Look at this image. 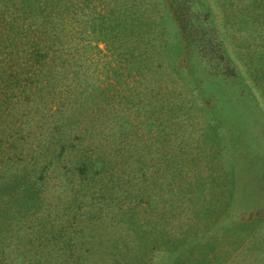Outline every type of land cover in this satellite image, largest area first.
I'll return each mask as SVG.
<instances>
[{
  "label": "rangeland",
  "instance_id": "1",
  "mask_svg": "<svg viewBox=\"0 0 264 264\" xmlns=\"http://www.w3.org/2000/svg\"><path fill=\"white\" fill-rule=\"evenodd\" d=\"M29 1L62 57L32 72L39 114L8 118L0 264H264V0ZM126 162L141 197L106 209L105 170Z\"/></svg>",
  "mask_w": 264,
  "mask_h": 264
},
{
  "label": "trees",
  "instance_id": "2",
  "mask_svg": "<svg viewBox=\"0 0 264 264\" xmlns=\"http://www.w3.org/2000/svg\"><path fill=\"white\" fill-rule=\"evenodd\" d=\"M7 1L9 2L8 11L10 12L13 11L14 13H17L20 17L23 16V19L15 20L17 17L14 16V13H13L10 15L13 17L12 20L11 19L7 21L0 20V25H2V27H0V64H2V66L0 65V75H1L0 77L7 78V81L5 85H3L2 87L3 89L1 90L2 91L1 96L3 98L0 104V147H2L3 143H5L6 146H3L4 150H6V148H10L11 150L17 151L15 150L16 147L14 148V145H15L13 144L14 142L11 140L17 139L18 136L16 135V133L18 132V129L13 127L14 123L12 124L8 121L10 118H12L11 116L12 114H10V112L18 108L20 111H17L18 113L17 119H21V118L26 119L29 116H31L32 113H34L33 117L39 114L38 106L34 105L37 103V101L34 100V96L38 94L37 93L38 91H35L36 90L35 86H37L39 82H35V80L32 78V72L33 74H35L34 70L38 67H41L44 69V67L47 65V59L49 58L48 57L49 52L54 54L52 55V59H51L53 61L60 60L62 56L61 54L55 53V51L59 49L58 44L56 42L50 41V32L52 30H50V28L46 24H43L39 22L38 20H28V16L27 18H25L26 16L24 15L26 13L29 15L28 12L30 11V9L27 12V10H23L22 8L24 9L28 8V6L30 5V7H32L33 9V6L31 5V1L29 0H7ZM263 12H264V9H263ZM13 32H15L14 36H10L9 34H7L9 36L6 37L5 35L6 33H13ZM16 42L18 43L19 48L23 50V51L21 50L23 52L21 55H18L16 53L12 54L11 52L14 49ZM4 49L7 51H4ZM63 63L65 64L64 60H63ZM13 65H16L14 71H16L17 77H18V74L20 73L24 75V76L19 77V82L18 80L17 81L14 80V82L11 81L10 79L12 78L10 77V75H7L8 71L12 69L11 67H13ZM1 69H3V72ZM20 96H22L21 99H20ZM4 103H7L8 106L10 105V107L8 108L5 107ZM41 103H44V102H41ZM116 113H119L121 116L119 117V121H118L119 126H124L125 124L130 123L129 119L124 116V112L122 109L120 111L117 110ZM113 115L116 117L115 113ZM4 135H7L8 136L7 138H10V139L8 140L7 138H4ZM108 142L109 144H113V142L111 140L109 141V139H108ZM59 155L62 156V152ZM19 157H20L19 158L20 162L21 163L23 162V164L26 165L25 166L26 168L27 167L29 168V166L32 165V164H29V162L33 158L27 155V153L23 154L22 152L19 154ZM49 157L51 158V155ZM127 158H130V156H127L126 159ZM132 159L133 158H130V160ZM103 163H104V160L101 161L100 158L94 159L91 156L84 158V159L83 158L77 159V163L75 166H76L78 177L81 176V179L87 180V182L95 183L96 176H97L96 170L100 169ZM129 163L130 162H126L127 165H125L124 163L123 164L120 163L119 165L121 166L120 167L118 166V168L114 169L115 171L118 172L116 183L113 182L116 179L111 174V172L108 173L105 170V173L107 174L108 179L111 182V184H110V187H108L106 184L104 186V189L100 191L102 192L105 189L106 190L109 189L110 192L108 193V195H110V193L112 195L110 199L109 198L107 199L108 206L106 207V209L109 207V204L111 205L113 201V197L120 199L121 201H119V203H121V205L122 204L130 205V203L137 202L136 199H134V197H139V196L141 197L142 193L140 195L134 194V192L138 190V189L136 190V187H134V185L137 184L139 181L135 178L133 179L130 176V174L125 172V168L129 166L128 165ZM45 168L46 167H44V169L40 171L41 175H43L44 172L47 170V168L46 169ZM29 172H31L30 174L32 178L33 177L32 171L30 170ZM138 177L140 176H137L136 178ZM38 180L41 181V178H39ZM24 182L29 183L30 181L24 180ZM90 185L95 187L94 184H90ZM100 185H99V182H97L96 186H100ZM95 192L96 190L94 189L93 192L90 193V199H89L90 202L92 200L91 198L94 197ZM84 197L85 196L82 195L81 198H79L78 200L80 202H78L77 200H74V202L72 203V205L75 206V208H77L76 210L80 211L83 209V207L88 208V205H89L88 203H87V206L85 202H84L85 205L82 206L81 204V202L84 201L83 200ZM98 202L99 201H97L96 203ZM67 208H65L64 206V209L67 210ZM65 213L63 214L66 215Z\"/></svg>",
  "mask_w": 264,
  "mask_h": 264
}]
</instances>
